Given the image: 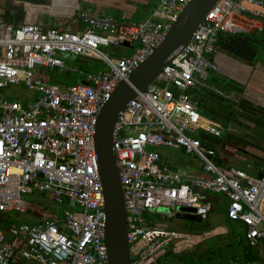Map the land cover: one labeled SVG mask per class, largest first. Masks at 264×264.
I'll use <instances>...</instances> for the list:
<instances>
[{"label": "built area", "instance_id": "2783aa9c", "mask_svg": "<svg viewBox=\"0 0 264 264\" xmlns=\"http://www.w3.org/2000/svg\"><path fill=\"white\" fill-rule=\"evenodd\" d=\"M190 1L157 0L139 24L81 12L78 31L0 19V215L26 213L29 197L43 195L71 207L61 217L11 226L7 232L0 228V264H108L96 118L116 86L163 42ZM245 4L264 7V0H220L184 51L118 116L113 149L131 264H167L161 255L188 232L169 229L156 218H173L178 208H188L206 220L213 210L211 197L227 201L224 217L242 228L249 247H264V168L252 177L216 164L215 152L201 136L221 138L227 130L201 114L193 93L212 90L206 82L217 71L218 37L247 32ZM124 50L131 54L124 56ZM77 58L102 62L108 71L84 75L85 84H51L42 76V70L76 73L67 63ZM17 86L34 98L22 104L4 96ZM162 148L196 157L202 175L170 169L157 153ZM137 247L141 252L133 255Z\"/></svg>", "mask_w": 264, "mask_h": 264}, {"label": "crops", "instance_id": "0c3cea01", "mask_svg": "<svg viewBox=\"0 0 264 264\" xmlns=\"http://www.w3.org/2000/svg\"><path fill=\"white\" fill-rule=\"evenodd\" d=\"M156 3L157 0H0V19L14 24H59L78 31L81 24L77 18L81 12L108 16L119 23L139 24L149 17ZM244 9L243 24L247 32L221 36L216 41L213 61L217 65V71L206 82L212 90L202 89L193 93L201 112L211 114L212 120L227 130L221 138L208 134L201 136L202 143L215 152L216 164L222 169L236 168L256 177L264 168V7L245 4ZM75 61L85 63L95 60L77 58L69 62ZM70 68L76 70V73H64L75 75L78 78L73 80L75 83H84V75L91 74L83 72L81 68ZM41 73L51 84L68 85L58 77H49L46 70ZM164 155L160 154V158L170 169L190 176L202 175L200 161L199 164L185 163L180 169L171 157V165H168V159ZM209 202L213 206L210 215L216 213L224 222L216 228H227L228 223L224 218L227 201L222 197H211ZM33 203H30V208L38 207ZM46 214L45 220L57 215H48V211ZM207 219L204 223L208 222ZM41 221L44 220L37 222ZM183 224L185 222H181ZM236 230L243 234L240 226L236 225ZM194 234L197 233L186 235ZM258 248L264 249L259 246L252 248V251ZM257 251L254 256L257 258L256 264H259L260 257L264 261V253L261 256V252ZM140 252L141 247H137L133 255H139ZM175 257L177 255L168 248L160 260L167 264L183 263L180 258L176 261Z\"/></svg>", "mask_w": 264, "mask_h": 264}, {"label": "water", "instance_id": "95a60500", "mask_svg": "<svg viewBox=\"0 0 264 264\" xmlns=\"http://www.w3.org/2000/svg\"><path fill=\"white\" fill-rule=\"evenodd\" d=\"M219 1L191 0L187 3L163 42L127 76L126 80L116 86L109 99L101 106L95 123L94 148L104 197V241L108 264L132 262L124 195L113 149V134L118 116L138 93L144 92L162 70L184 51L192 34ZM161 211L172 212L166 209ZM177 211L173 216L177 221L192 224L205 222L204 217L192 214L193 209L178 208Z\"/></svg>", "mask_w": 264, "mask_h": 264}, {"label": "rangeland", "instance_id": "374dc122", "mask_svg": "<svg viewBox=\"0 0 264 264\" xmlns=\"http://www.w3.org/2000/svg\"><path fill=\"white\" fill-rule=\"evenodd\" d=\"M101 51L107 55H111L112 52L108 48H102ZM130 54V50L123 51L124 56H129ZM67 65L78 69L81 68L91 74L108 71V67L104 63L95 61H87L85 63L75 61L68 62ZM47 73L49 77H58L59 79H62L64 83L68 84L75 83L73 80L78 79L77 77H75V75H69L60 70L47 71ZM3 94L6 98L17 100L22 104H25L34 98V94L27 91L22 86L11 87L10 89L5 90ZM201 114L210 119H212L213 117L211 114H208L206 112H202ZM157 153L165 154L164 157H167L168 165H171V162H169V157H171V159L175 162V164L177 163L180 169L184 167L185 163L192 164L193 162H195L199 164V160L196 157L188 155L184 151H175L162 148L157 151ZM29 199L31 203L37 202L39 205L44 206L47 210H40L38 207H31L29 211L23 214H6L4 217H2V219H4V222L7 226L11 227L12 225L19 226L23 224L31 225L36 223L37 221L45 220V218L47 217V211L48 215L57 214L59 217H61L65 209H70V206L68 205L54 203L51 197L48 195L37 197L35 196L32 198L29 197ZM1 216L2 215H0V217ZM207 221L209 225L208 229L194 235L183 234V237H181V239L172 241L170 245H168L167 249L169 248L170 252L176 254V261H178L180 258V261L183 262L182 264H190L192 262L193 264H239L235 263L233 260H231L230 262V257L232 256L230 255V253L233 254L234 252L233 250L231 251V249L228 247L235 245L243 250V245L240 237L234 235L229 227H225L222 229L216 228V226H221L224 224L222 217L217 216L216 213L209 215ZM159 223L165 224L169 229L172 228L181 230L182 226L181 222L173 218H161L159 220ZM228 235L231 236V239H229ZM256 250H258L257 253L261 252V256L264 253V249L258 248ZM236 258L237 257H235V259ZM261 259H263V257H260L259 264H264V261L262 262ZM247 260L248 262L246 264L258 263L257 258H255L254 255H249V257H247Z\"/></svg>", "mask_w": 264, "mask_h": 264}, {"label": "trees", "instance_id": "16d2710c", "mask_svg": "<svg viewBox=\"0 0 264 264\" xmlns=\"http://www.w3.org/2000/svg\"><path fill=\"white\" fill-rule=\"evenodd\" d=\"M79 70H81V69H79ZM82 71L88 73V72L85 71V70H82ZM72 84H74V83H72ZM33 204H35V205H37L38 207H40L41 210H47V209H45L44 206L39 205L37 202H36V203L34 202ZM65 210H66V209H65ZM56 216H58V215H56ZM2 217H4V216H1V217H0V228H1L2 230H4V231H6V230L8 231L9 228H10V226H7V225L5 224L4 219H2ZM224 218H225V217H224ZM48 219H49V218H47L46 220H48ZM160 219H161V218H156L157 221H159ZM225 220H226V222L228 223V227L230 228V230L232 231V233H233L234 235H237V236L240 237V239H241V241H242V245H243V246H242V247H243V250H242L240 247L235 246V245H232V246L228 247V248L231 249V251L233 250V252H234L233 254L230 253V255H232V256L230 257V262H231V260H233L235 263L246 264V263L248 262L247 257H249V255H255L256 252H255V251H252L253 249L250 248V247L247 245L246 241H245L244 238H243L242 233L236 230V224H234V223L228 221L226 218H225ZM208 228H209L208 223H203V224L185 223V224H183V225L181 226V230H182V231H185V232H188V233H200V232H202V231H205V230L208 229ZM228 237H229V239H231V236H230V235H228ZM225 248H226V247H225ZM219 250H220V248H219ZM246 256H247V257H246ZM235 257H237V258H236V259H237V262H236ZM168 264H170V263H168ZM229 264H230V263H229Z\"/></svg>", "mask_w": 264, "mask_h": 264}]
</instances>
